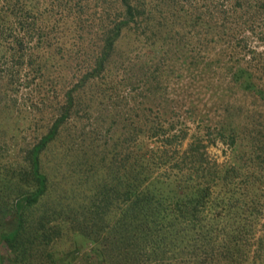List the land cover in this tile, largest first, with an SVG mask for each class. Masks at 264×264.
<instances>
[{"label": "trees", "instance_id": "1", "mask_svg": "<svg viewBox=\"0 0 264 264\" xmlns=\"http://www.w3.org/2000/svg\"><path fill=\"white\" fill-rule=\"evenodd\" d=\"M66 234L264 264V0H0V240L58 264Z\"/></svg>", "mask_w": 264, "mask_h": 264}, {"label": "rangeland", "instance_id": "2", "mask_svg": "<svg viewBox=\"0 0 264 264\" xmlns=\"http://www.w3.org/2000/svg\"><path fill=\"white\" fill-rule=\"evenodd\" d=\"M23 91H25V88H23ZM30 91L31 90H29V93ZM38 93V89L32 92V94L36 96H38ZM24 96L25 94L23 97ZM19 109H23L22 106H20ZM191 128H193V126H191ZM188 140L189 139L186 140V143ZM208 151L211 158L219 159L220 161H223L228 155L227 147L221 143L210 146ZM7 217L6 215L5 218ZM10 220L11 219L6 220L5 222L8 223ZM4 227H6V225L3 222L2 229ZM0 242V264H16L6 242L1 240ZM76 247L78 249H75ZM52 250L53 258L58 264H101L99 259L93 254L90 242H85L81 238L77 240L76 236L66 234L60 241H57L55 245L52 246Z\"/></svg>", "mask_w": 264, "mask_h": 264}]
</instances>
